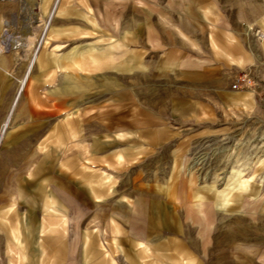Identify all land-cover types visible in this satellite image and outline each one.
Returning <instances> with one entry per match:
<instances>
[{
	"label": "rangeland",
	"instance_id": "rangeland-1",
	"mask_svg": "<svg viewBox=\"0 0 264 264\" xmlns=\"http://www.w3.org/2000/svg\"><path fill=\"white\" fill-rule=\"evenodd\" d=\"M0 2L7 3L0 34L11 38L10 51L19 57L12 47L27 40L33 54L54 0ZM260 5L61 0L39 47L54 49L44 63L59 71L42 74L37 60L29 80L44 79L47 93L73 74L75 100L60 89L59 110L43 105L40 149L30 153L34 166L22 184L27 227L24 220L23 231L0 242V264H42L64 250L69 264H191L174 248L162 214L187 229L180 240L197 241L188 247L194 264H264V118L235 106L232 95L250 72L257 85L249 91L264 93L255 71ZM56 147L61 160L72 154L71 166L58 162ZM63 172L79 197L66 215L52 195ZM99 188L104 196L94 194ZM41 223L44 233L35 230ZM52 239L72 248H48L44 256L43 242Z\"/></svg>",
	"mask_w": 264,
	"mask_h": 264
},
{
	"label": "crops",
	"instance_id": "crops-1",
	"mask_svg": "<svg viewBox=\"0 0 264 264\" xmlns=\"http://www.w3.org/2000/svg\"><path fill=\"white\" fill-rule=\"evenodd\" d=\"M61 0H54L52 4V0H49V5L52 4V7L48 11L45 25L43 27L42 36L46 35L48 29L46 30V26H50L52 20L57 13ZM47 5L46 1L45 4ZM48 5V6H49ZM50 7V6H49ZM261 11L257 19L253 22H256L258 25L257 30L260 37V61L257 67V73L259 76L258 80L261 88H264V0H262V5H260ZM0 9H7V3L0 2ZM6 13V12H5ZM4 19V16H0V22ZM1 27V26H0ZM5 30V29H4ZM46 30V33L45 31ZM45 33V34H44ZM3 34V35H2ZM41 36V37H42ZM46 37V36H45ZM6 39L5 34H0V150L2 154L0 155V242L3 244L9 242L11 239V232H19V230L23 231L24 220L25 226L27 227V213H23L24 210L26 212V202L24 201L27 198V191L24 190L22 186L23 181H25L24 173H27V168L34 166L32 161H30V153L39 151V143L37 142L38 136L41 134L43 125L42 121L44 118L43 114V105H48L47 110H59V105L65 102V99L61 101V92L60 89L68 90V99L75 100V75L68 74L64 76L62 84H60L59 79L57 80V86L49 85V89L47 93H42L44 79L35 78L30 81V76L32 72V68L30 67V62L28 63V57L32 56V50L28 48L29 41H22L18 48L20 49V55L17 57L15 54H12V51H3L2 50V40ZM32 47H34V43H31ZM29 52V53H28ZM54 49L41 47L38 53L37 60H40V69L39 72L43 73H52L54 71H59V65H55L54 63H44L48 57L54 55ZM36 60V62H37ZM36 64V63H35ZM67 67V72L75 71L74 65ZM31 68V69H30ZM31 71H30V70ZM28 73V74H27ZM249 75L252 77V73ZM40 77L42 75L40 74ZM24 78L26 79L25 86L22 88L21 83ZM253 78V77H252ZM262 82V83H261ZM72 89V96L70 99L69 90ZM20 90V91H19ZM64 91V92H65ZM19 92V93H18ZM234 105L237 104L243 107L246 111H250L256 114H259L264 118V93L251 92L248 88H243L239 90L233 89L232 91ZM18 96V97H17ZM74 102V101H73ZM14 104V105H13ZM20 104V105H19ZM57 105V106H55ZM52 111V112H53ZM54 114V113H53ZM14 116V117H13ZM12 117L17 121L15 128L12 131H8L10 121ZM51 115L49 119H51ZM73 134L72 129L68 130V135ZM53 150L54 153H57L58 162H62L63 165L71 166L72 164V154H66L63 160L59 159L61 156L60 147H56ZM71 150V149H70ZM60 152V153H59ZM66 152V150H65ZM59 153V154H58ZM42 165L44 164V160H41ZM51 166L53 168H57V163L51 162ZM38 167V166H37ZM56 171V170H54ZM71 176L70 173L63 172L61 181L56 180L53 182V190L52 195L58 198V204L56 209L59 213H63L62 215H66L71 213V210L75 209L76 198L70 191L72 190L71 184ZM27 180V179H26ZM27 183V182H26ZM72 185V186H71ZM42 188L40 192L42 193ZM94 194L96 195H105L104 189H95ZM71 193V196H70ZM75 196V198H74ZM200 199L204 197L199 195L197 196ZM22 201L24 208H22ZM201 204L198 206L201 207ZM162 226L167 232H171L175 235L176 238H172L170 240L174 243V248L179 250V255L183 257L185 260H189L191 264L196 261L195 252L190 251L188 247H196L197 241L187 242L186 240H180L181 235L185 233L187 229H183L180 225L177 224V221H173L174 217H170L166 214H162ZM177 220V219H176ZM65 223H67L65 221ZM160 227V228H159ZM158 228L161 229V226ZM44 225L39 224L38 232L44 233L43 230ZM27 230V228H26ZM103 232V231H101ZM103 234V233H102ZM43 235V234H42ZM180 237V238H178ZM14 240H19V238L15 237ZM119 240H115L114 242H118ZM91 244V245H90ZM92 245V241L89 242V246L97 247V242ZM146 246L150 247L149 243ZM172 246V245H171ZM62 248L68 249L72 248L70 242L64 239H52L51 241L45 240L43 242V253L44 256L48 253L47 249L50 248ZM76 247V245H75ZM165 247H168L167 245ZM46 249V250H45ZM61 252V251H59ZM65 250L60 254L47 256L50 260H45L46 263L42 264H69L70 262L68 256L65 254ZM89 258V257H88ZM93 259L90 257L89 260ZM88 261V260H87ZM85 264L91 262H84Z\"/></svg>",
	"mask_w": 264,
	"mask_h": 264
},
{
	"label": "built area",
	"instance_id": "built-area-1",
	"mask_svg": "<svg viewBox=\"0 0 264 264\" xmlns=\"http://www.w3.org/2000/svg\"><path fill=\"white\" fill-rule=\"evenodd\" d=\"M10 42H11V38H6L4 41L2 40L1 46L3 51H9L11 49ZM12 48H18V46L14 45ZM256 85L257 82L255 81L254 78H252L248 73H243L237 78V80L233 84V89L235 90H239L242 88L254 89Z\"/></svg>",
	"mask_w": 264,
	"mask_h": 264
},
{
	"label": "bare ground",
	"instance_id": "bare-ground-1",
	"mask_svg": "<svg viewBox=\"0 0 264 264\" xmlns=\"http://www.w3.org/2000/svg\"><path fill=\"white\" fill-rule=\"evenodd\" d=\"M48 27H49V26H46L45 29L47 30ZM46 30H44L45 33H46ZM45 33H44V34H45ZM45 36H46V35H44V36L41 37L40 41L38 42V45L35 47V49H34V51H33L32 57H31V59H30V67L34 66L35 63H36V60H37V57H38L39 47L41 46L42 42L45 40ZM30 69H31V68H30ZM30 69H29V70H30ZM32 69H33V68H32ZM30 71H31V70H30ZM27 74H28V73H27ZM26 79H27V78H24V79L22 80V83H21V87H22V88L25 86ZM19 91H20V90H19ZM18 93H19V92H18ZM17 97H18V96H17ZM13 105H14V104H13Z\"/></svg>",
	"mask_w": 264,
	"mask_h": 264
}]
</instances>
